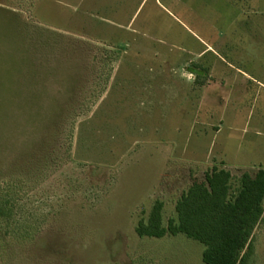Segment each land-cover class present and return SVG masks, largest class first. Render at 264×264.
<instances>
[{
    "label": "rangeland",
    "instance_id": "obj_1",
    "mask_svg": "<svg viewBox=\"0 0 264 264\" xmlns=\"http://www.w3.org/2000/svg\"><path fill=\"white\" fill-rule=\"evenodd\" d=\"M214 167H264V0H0V190L34 236L0 264H204L136 228Z\"/></svg>",
    "mask_w": 264,
    "mask_h": 264
},
{
    "label": "trees",
    "instance_id": "obj_2",
    "mask_svg": "<svg viewBox=\"0 0 264 264\" xmlns=\"http://www.w3.org/2000/svg\"><path fill=\"white\" fill-rule=\"evenodd\" d=\"M233 181L229 170L214 167L204 180L193 181L167 226L164 204L157 201L147 221L139 222L137 235L156 239L185 235L205 247L204 264H249L254 233L264 220V167L243 173L235 189ZM18 202L10 187L0 190V234L11 242H27L34 236L18 216Z\"/></svg>",
    "mask_w": 264,
    "mask_h": 264
},
{
    "label": "clouds",
    "instance_id": "obj_3",
    "mask_svg": "<svg viewBox=\"0 0 264 264\" xmlns=\"http://www.w3.org/2000/svg\"><path fill=\"white\" fill-rule=\"evenodd\" d=\"M192 77L191 76H189V79H191Z\"/></svg>",
    "mask_w": 264,
    "mask_h": 264
}]
</instances>
